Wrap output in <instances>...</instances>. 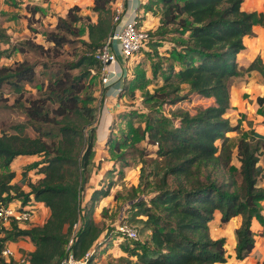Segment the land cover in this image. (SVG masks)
<instances>
[{
	"label": "trees",
	"instance_id": "16d2710c",
	"mask_svg": "<svg viewBox=\"0 0 264 264\" xmlns=\"http://www.w3.org/2000/svg\"><path fill=\"white\" fill-rule=\"evenodd\" d=\"M111 1L91 0L95 19L85 16L84 30L77 4L57 16L53 29L44 33L45 40L59 48L71 41V35L78 38L81 48L72 59L55 61L52 70L43 63L48 71L45 80L35 84V94L23 93L24 83L35 80L33 63L23 57L0 64V87L9 86L17 94L15 99L24 102L23 120L14 123L11 130L0 128V203L17 199L30 204L32 198L48 209L40 224L0 223V264H18L1 255V250L6 241L20 236H27L34 246L24 257L26 264H60L68 252L73 259H82L87 253L84 264H95L98 248L114 234L129 240L123 250L134 257L132 264H224L225 239L209 234L208 221L215 210L220 224L237 218L234 257L243 259L254 244L252 219L259 222V233L264 234V216L258 203L264 198V187L257 182L262 170L257 150L264 142L259 133H253L255 141L240 136L236 142L238 167H233L225 132L238 130L239 125L230 123L225 113L229 107L228 79L239 73L236 53L244 47L243 36L252 34V25H264L262 12L242 9V0H159L158 28L173 26L177 36L172 38V61L165 67L162 82L152 92L145 91L146 99H156L154 104L174 103L193 94L211 101L197 105L193 112L176 107L169 115H146L145 142L155 149L153 156L139 159L138 181L129 186L125 197L133 215L140 212L144 216L138 217L140 226L135 229L138 236L144 230L148 235L137 239L115 227L118 222L127 223L125 214L117 218L113 228L94 220L93 210L99 199L108 195V186L93 187L80 203L91 170L97 119L89 83L99 72L95 53L114 28ZM147 2L142 5L149 9L154 0ZM34 10L29 9L31 14ZM84 31L86 39L79 38ZM146 31L148 35L154 32ZM8 38L0 26V40ZM11 51L48 53L46 46L30 38L11 44L7 54ZM258 63L256 56L247 68ZM183 83L187 89L179 93ZM122 92L123 86L119 95ZM20 155L38 157L29 163L38 176L25 182L27 190L21 181L10 182L14 172L9 163ZM218 172H226V176L219 178ZM74 223L77 228L66 248ZM255 264H264V249Z\"/></svg>",
	"mask_w": 264,
	"mask_h": 264
},
{
	"label": "rangeland",
	"instance_id": "374dc122",
	"mask_svg": "<svg viewBox=\"0 0 264 264\" xmlns=\"http://www.w3.org/2000/svg\"><path fill=\"white\" fill-rule=\"evenodd\" d=\"M125 0H112L110 5L115 13V8H123ZM120 2V4L118 3ZM147 0H145V3ZM148 3V2H147ZM77 4L79 10L78 14L83 16L80 27L84 30L86 23L85 16L94 21L95 16L90 10V0H0V26L5 30L9 36L8 41L0 40V64L11 63L14 59H21L26 57L28 61L33 63L36 77L33 82L24 83V96L28 94H35V84L39 81L45 80V73L43 63L50 66L55 61L72 59L75 53L80 50V41L75 36L68 35L70 42H66L62 47L55 48L52 44L45 40L44 33L53 29L54 23L58 15L63 16L68 6ZM159 0H154L149 4L151 17L149 27L154 31L148 35V38L140 46L139 50L133 54L126 66V71L121 77V85H123V92L118 95L120 99H116L118 105L113 108L112 119L107 120V124L101 130V116L103 115V99L99 92L94 96L93 92L101 88L99 78L95 75L89 83L94 96L91 104L97 109V119L95 128L97 135H105L107 142H98L92 146L90 153L91 170L88 178L84 183L83 193L81 192V204L89 196L93 187H109L108 195L99 199L93 210V218L99 224L107 227H114V223L122 215H126L127 223L133 228H138L140 223L137 221L138 217H144L139 212L133 215L130 211L129 201L125 198L130 185H135L138 181L139 173V159H147L148 156H153L154 146L145 142V128L144 121L147 114L161 113L169 115L170 111L176 107L188 109L193 112L197 105H206L210 102L208 99H200V97L193 94H187L182 100L174 103L163 101L160 104H154L156 99H146L145 91L152 92L162 82V76L165 71L167 63L172 61L169 55L172 41L177 36L173 33V26L168 29L158 28L159 21L155 24V18L160 8ZM35 8L34 13L31 14L29 9ZM146 9V8H145ZM149 11V12H150ZM122 13V10H121ZM139 18L143 19V16ZM116 27L114 23V28ZM150 33V32H149ZM253 35L250 34V36ZM79 38L86 39L85 31L81 33ZM26 38L33 39L47 47L48 53L42 54L37 51H28L20 53L19 51H11L7 54L10 45L15 42L23 41ZM6 49V52H3ZM43 69V70H42ZM52 70V68H50ZM264 69V68H263ZM45 71V72H44ZM243 74V72H241ZM246 74V75H245ZM243 77L241 81L235 82L228 79L229 94L232 97L231 107L227 110V115L232 122L239 125L236 132H231L228 135L231 146V160L230 164L237 168L238 161L235 154V146L237 139L240 136H245L249 141H255L253 133H259L264 136V78L260 72H254L243 75H235ZM120 85V86H121ZM120 88V87H119ZM187 88L182 87L179 93H184ZM120 90V89H119ZM118 90V91H119ZM17 94L14 93L7 85L0 87V128L11 130V127L17 121L23 120L22 100H16ZM174 122H176L174 120ZM26 131L31 134V130L27 127ZM95 133V132H94ZM108 136V137H107ZM100 138V137H99ZM96 139V137H95ZM218 143V140L215 141ZM262 142H264V137ZM99 143V144H97ZM104 144V145H103ZM258 164L262 170L257 176V182L264 187V145L260 143L257 150ZM145 153V154H144ZM38 159L37 156H19L15 157L9 169L16 174V179L12 182L23 183L24 189H28L25 182L34 181L37 175L34 173V168L30 167L33 160ZM226 176L225 173L218 172L217 176L221 178ZM237 176V175H236ZM108 181V182H107ZM261 212L264 213V198L258 201ZM33 212V211H32ZM44 218V214L39 210L37 217L30 218L25 224L33 223L39 224ZM218 225L216 220H213L211 227L217 230ZM259 223L253 222L252 229L254 233L255 249L263 246L264 238L258 234ZM234 221L229 219L223 226V234L228 238L234 235ZM148 231L137 233V239H145ZM129 240L121 235L114 234L109 239L107 244L98 248L97 254L93 261L95 264H132L133 256H130L123 250L124 245H129ZM230 239L227 240V250L230 249ZM226 250V251H227ZM124 257V258H121ZM129 260L130 262L128 263ZM23 264V263H21ZM224 264H230L226 259Z\"/></svg>",
	"mask_w": 264,
	"mask_h": 264
},
{
	"label": "crops",
	"instance_id": "0c3cea01",
	"mask_svg": "<svg viewBox=\"0 0 264 264\" xmlns=\"http://www.w3.org/2000/svg\"><path fill=\"white\" fill-rule=\"evenodd\" d=\"M90 2H91V0H90ZM263 2H264V0H242L240 7L244 10L260 11V12H262V14L264 16ZM118 3L120 4V2H118ZM143 3H145V0H125L123 2V4L125 6H123V8H121V10H122L121 17L126 18L127 16H129V14H131L133 12V8H135L134 13H135V17L138 20V23L144 28L149 27V23H150L149 18L151 17L152 14H151L150 10H147L144 8V6L142 5ZM158 13H157L156 17L154 16L155 24L157 23V21H159V14ZM143 15H144L143 19L139 18L140 16H143ZM252 32H253V35H251V36L250 35H244L243 36L242 40L244 43V47L236 53V61H237V67L239 70V75H243L244 72L249 75V74H252L256 71V72H260L264 78V69H263L264 68V25L253 24L252 25ZM256 56L259 57L260 63H258V65L256 67L248 69L247 68L248 63L250 61H252ZM118 60H119L120 64L114 63L111 66L116 70L115 71L116 73H117V71H119L122 68L123 74H125L126 66L123 63V61L121 60L120 56H118ZM241 72H243V74H241ZM242 78L243 77L239 76V77H237V79H235V77L232 76L231 80H235V82H239L242 80ZM110 82L111 83L109 85H106V86L101 85V83L99 82L98 86L101 85V88L98 91L96 89L93 92L94 96L96 95V93L99 92V95L102 96V99H103V104H104L103 110H105V111L103 112V115L101 116V119H100L101 130H103V127L107 124V120L110 121V119H112L113 108L117 107V105H118L116 99H117V97H118V99H120V96H118L120 90L118 91V88L119 87L121 88L123 86V85H121L122 81L118 78L116 79V74H110ZM181 86L186 88L185 83H183ZM200 99H208L211 101L210 97H200ZM231 101H232V97L229 94V107H231ZM228 108H227V110H228ZM227 110L225 113L226 115H227ZM227 117H228V115H227ZM228 119H229V117H228ZM229 121L232 124L235 123V122H232L230 119H229ZM96 128L94 130L95 133L93 135L94 136L93 137L94 145L96 144L97 140H99L98 142L106 143V141H105L106 140V134L105 135H97V129ZM263 128H264V126H263ZM236 131L237 130H229V131L225 132V135L227 136V138H229L228 135L231 134V132H236ZM95 137H96V139H95ZM229 141H230V139H228V142ZM97 144H99V143H97ZM234 146H235V154H236V143L234 144ZM230 149H231V146H230ZM231 155H232V153H231ZM17 157H19V156H17ZM10 164H11V162L9 163V165ZM14 180H17L15 172H14V176L11 178L10 182H12ZM13 200H17V199H13ZM28 202L33 205V212H32L31 218L32 217H33V219L36 218L37 212H39L40 209L43 212L44 218L40 222V223H42L48 214L47 207L44 206L42 204V202L37 201V200H33L32 198H30V200ZM261 213L264 216V213L263 212H261ZM230 219H232L234 221V227H235L238 223L237 218L233 217ZM213 220H216V223L219 224L218 228H216L217 230L214 229L215 227H213V228L211 227V223ZM32 222L33 223H29L28 225H24V226L36 224L34 221H32ZM253 222H256V224L259 223L256 219H252L251 225H250L251 229H252ZM226 223L220 224L219 212L217 210H215L213 212V217L208 221L210 236H212V237L222 236L225 239V244H224L225 259H227L230 262V264H255V263L259 262L262 258L264 243H263V246L258 248L257 250L255 249L256 247L253 244L252 249L243 259H241V260L235 259V257H234L235 236L232 233V235H230L227 238L223 234V231H222L223 226L225 227ZM257 228H258V234L261 235L262 238H264V234L259 233V231L261 230V225L259 224V227H257ZM252 231H253V229H252ZM253 238H254V233H253ZM228 239H230L229 251L227 250V240ZM4 246L9 247L10 250L12 251V253L10 255H6L5 257H11L18 264H21L19 262V259L25 257L26 253L31 251L34 247L33 243L30 241V239L27 236H20V237L16 238L15 240H8L5 242ZM23 264H26V263H23Z\"/></svg>",
	"mask_w": 264,
	"mask_h": 264
},
{
	"label": "built area",
	"instance_id": "2783aa9c",
	"mask_svg": "<svg viewBox=\"0 0 264 264\" xmlns=\"http://www.w3.org/2000/svg\"><path fill=\"white\" fill-rule=\"evenodd\" d=\"M129 14L126 18L121 17V9L115 8V13L113 14V20L116 27L108 34V36L103 41L102 45L97 49L95 57L100 63L98 77L101 85H109L110 74H116V79H121L123 77L122 68L115 72L116 70L111 66L114 63L120 64L118 56L124 64L132 58L143 42L148 38L147 28L142 27L138 24V20L135 17V13ZM93 72V70H92ZM120 88H118L119 90ZM33 205L32 204H21L19 200H12L7 204L0 203V223L2 225H8L10 221H16L17 223H22L29 221L32 215ZM116 229L126 236L131 238H137L136 229L130 226L126 222H118L115 225ZM77 228V223L72 225V230L68 241L66 243V248L69 247L72 242L74 233ZM12 251L9 247L4 246L1 250V255H10ZM82 259H73L71 254L68 252L67 255L62 258L60 264H84L85 257ZM20 263H26L25 258L19 259Z\"/></svg>",
	"mask_w": 264,
	"mask_h": 264
}]
</instances>
